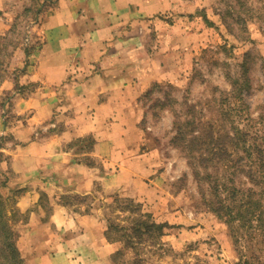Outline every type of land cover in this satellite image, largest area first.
<instances>
[{"label":"rangeland","instance_id":"374dc122","mask_svg":"<svg viewBox=\"0 0 264 264\" xmlns=\"http://www.w3.org/2000/svg\"><path fill=\"white\" fill-rule=\"evenodd\" d=\"M140 2L144 8L137 11L134 6L133 15L122 14L129 30L124 24L116 29L125 43L107 46L121 55L133 46L143 49L147 76L137 93L122 94L125 102L136 96L133 106L121 109L119 121L106 124L107 130L124 135L122 141L115 139L112 165L106 169L105 158L92 155L97 143L93 134L77 139L82 161L99 168L92 193L52 196L41 188L39 200L26 210L20 202L28 187L18 188L26 176L14 169L15 158L24 157L28 139L54 135L60 127L55 126L54 116L36 124L32 135L26 136L34 112L25 101L49 98L44 80L35 77L45 39L55 24L48 20L75 21L66 0H0V195L6 200L26 264H54V260L57 264H243L245 260L248 241L237 242L232 229L210 208L213 195L206 172L221 174L224 166L199 164L200 179L187 153L190 144L178 143L174 137L178 123L184 127L190 120L201 133L236 126L250 134L260 132L251 141L264 148V0ZM228 10L241 12L239 18L228 14L229 21L243 34L247 28L248 39L236 38L228 30L222 18ZM76 18L89 25L95 16L78 11ZM74 26L81 27L77 22ZM131 37L138 39L130 42ZM122 58L111 62L134 63L130 57ZM237 87L248 104L243 117L223 111L222 99L238 92ZM53 94L62 99L66 92L56 88ZM117 122L123 123L119 129ZM19 163L24 170V160ZM239 171L237 183L250 186L249 181H241L245 176ZM109 174L117 178V185H103L99 176ZM118 196L133 198L154 220L168 223L165 233L148 237L139 248L116 241V232H110L114 240H109L110 221L126 223L124 216L129 213L122 211ZM56 203L65 211L53 218ZM91 212L94 221L84 225L78 216ZM85 226H95L96 233L80 234ZM256 250L262 259L254 264H264V249Z\"/></svg>","mask_w":264,"mask_h":264},{"label":"crops","instance_id":"0c3cea01","mask_svg":"<svg viewBox=\"0 0 264 264\" xmlns=\"http://www.w3.org/2000/svg\"><path fill=\"white\" fill-rule=\"evenodd\" d=\"M66 1L72 11L70 18L73 17L72 20L81 27L74 26L75 22L60 21V18L48 20L49 23L55 24L52 25L50 38L48 36L45 39L42 59L39 62L40 70L35 77L44 80L46 88L50 91L49 98L46 96L41 100L30 98L25 101V107L32 108L34 112L32 117L34 122L25 127L26 136L32 135V129L36 124L54 116L57 117L55 126L60 127L54 135L28 139L24 146V157L15 158L14 169L26 176L25 182L18 185V188L28 187L20 202L26 210H31V206L39 200L41 188L52 196L92 193L99 168L82 161L79 145L75 142L90 134L97 137L92 155L105 158V168H109L118 146L115 139L122 141L124 135L107 130L106 124L112 119L119 121L121 109L128 105L133 106L136 96L125 102L122 94H129L130 90L137 93L139 87L145 86L144 80L147 77L143 64L145 59L143 49L133 46L128 54L121 55V52H112L110 47H107L117 42L125 43L122 36L116 33V29L123 24L125 28L127 27L122 21L123 13L133 15L131 10L134 6L137 11L144 8L141 0ZM78 11H88L95 16L94 20H90V26L86 20H83L84 22L76 20ZM126 23L129 25V22ZM126 35V38L132 36ZM136 39L131 37L130 42ZM120 57H123L122 59L130 57L134 63L126 66L111 62V59ZM56 88L66 92L62 99H56L54 96L53 90L56 92ZM57 105H60L59 110L56 109ZM122 124L114 123L118 129ZM101 129L103 131L99 132ZM122 133H126V130ZM22 159L25 162L24 170L19 163ZM109 175L111 177L99 176L103 185H117V178ZM34 184L36 188L32 187ZM64 211L65 208L56 203L52 217H61ZM78 217L84 225L94 221L93 212ZM83 224L81 226H84ZM82 229H85L80 232L82 235H94L97 231L95 226H85ZM53 263L58 262L54 260Z\"/></svg>","mask_w":264,"mask_h":264},{"label":"trees","instance_id":"16d2710c","mask_svg":"<svg viewBox=\"0 0 264 264\" xmlns=\"http://www.w3.org/2000/svg\"><path fill=\"white\" fill-rule=\"evenodd\" d=\"M232 12L235 15L230 10L222 14L224 24L236 38L248 39L250 34L247 28L243 34L237 31L235 25L229 21L228 14L230 17L239 18L242 17L241 12L239 10ZM240 88L237 87L238 92L234 91L222 99L223 111L231 116L243 117L244 105L248 107ZM235 121L236 119H233V122ZM188 125L183 127L178 123L174 140L179 141L178 143L182 140L181 144L184 145L190 144L187 153L200 179L202 174L197 170L199 164L205 167L211 164L224 166V172L221 174L206 172V180L213 195L209 202L210 208L232 229L237 242L248 241V248L243 256L245 260L242 262L243 264H254L255 260L262 259L256 256V248L259 251L264 249V148L258 142L251 141V139L257 140L260 132L250 134L249 130L236 126L234 130L213 127L217 133L212 129H208L209 133H201V129L196 130L198 126L193 121L189 120ZM240 168L245 176L244 181L240 178L241 181L245 184L246 180L249 181L250 186H241L235 180V176H239ZM231 175L234 177L230 178ZM116 198L121 202L122 211L129 213L124 216L126 223L110 221L106 232L109 240H114L110 232H116L119 234L116 241H121L132 248H139L148 237H156L165 233L168 223L154 220L152 214L144 212L141 204L131 197L118 196ZM5 201L0 195V264H26L18 247V234L12 226Z\"/></svg>","mask_w":264,"mask_h":264}]
</instances>
